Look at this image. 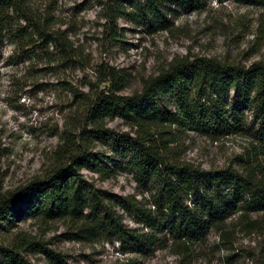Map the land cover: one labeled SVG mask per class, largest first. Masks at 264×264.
Returning a JSON list of instances; mask_svg holds the SVG:
<instances>
[{
  "label": "trees",
  "instance_id": "16d2710c",
  "mask_svg": "<svg viewBox=\"0 0 264 264\" xmlns=\"http://www.w3.org/2000/svg\"><path fill=\"white\" fill-rule=\"evenodd\" d=\"M234 1L264 7V0ZM205 5L206 0H105L103 33L111 42L120 40L124 29L117 25L119 18L136 24L149 20L168 29L170 15ZM53 18L51 11H40L29 0H0V40L12 37L18 50L31 51L48 64L56 59L87 62L81 45L66 30L54 27ZM95 74L87 91L69 86L52 166L0 197V219L12 221L21 203L31 204L33 217L65 220L77 240L118 243L135 254L153 251L156 242L169 243L179 264H192L212 231L218 233L221 247L233 249L239 225L247 235L264 228L263 62L246 66L216 57L176 56L158 74L142 79L141 89L129 95L118 93L125 79L117 69L101 66ZM103 82L108 85L99 90ZM243 110L249 112V120L242 117ZM116 117L134 130V136L115 134L114 144L121 147L119 153L132 170L139 193L149 192L145 203L134 196L109 199L81 174L88 169L106 177L122 162L113 161L114 167H109L101 161L104 154L93 152L97 138L114 133L106 121ZM187 131L213 140L230 134L251 140L237 166L204 169L183 161L176 145H170ZM118 204L142 227L125 224ZM254 213L258 215L253 218ZM233 216L236 220L227 223ZM14 241L6 251L15 264H27L18 258V250L29 241L19 237ZM120 264L137 260L126 258Z\"/></svg>",
  "mask_w": 264,
  "mask_h": 264
},
{
  "label": "rangeland",
  "instance_id": "374dc122",
  "mask_svg": "<svg viewBox=\"0 0 264 264\" xmlns=\"http://www.w3.org/2000/svg\"><path fill=\"white\" fill-rule=\"evenodd\" d=\"M104 1L29 0L38 10L51 11L54 27L66 30L74 43L81 45L89 58L83 64L57 59L48 64L31 51L18 50L12 37L0 40V197L9 196L52 166L54 150L61 142L69 86L87 91L99 67L117 69L125 79L118 93L129 95L141 89L142 79L158 74L176 56L216 57L246 66L255 61L264 63V7L245 6L234 0H206L205 7L198 11L179 10L170 15L168 29H160L149 20L136 24L119 18L117 25L124 29L123 36L111 42L103 33ZM107 83H101L99 90ZM168 105L174 108L173 102ZM243 111L242 117L249 120V112ZM106 123L114 133L97 138L93 152L104 154L101 161L109 167H114L113 161L122 162L106 177L88 169H82L81 174L109 199L134 196L145 203L149 192L139 193L133 172L119 153L121 147L114 144L115 134L134 136V130L121 117ZM250 140L242 134L213 140L187 131L170 145H176L183 161L218 169L237 166ZM30 207L21 203L14 220L0 219V264H15L6 249L18 237L29 241L18 250V258L27 264H120L126 258L136 259L137 264H179L169 243L164 246L156 242L153 251L135 254L119 248L118 243L77 240L65 220L41 221L32 216ZM116 210L129 227H142L120 204ZM257 215L251 214L253 218ZM235 220L233 216L227 223ZM240 227L233 249L221 247L218 233L212 231L192 264H264V228L247 235Z\"/></svg>",
  "mask_w": 264,
  "mask_h": 264
}]
</instances>
